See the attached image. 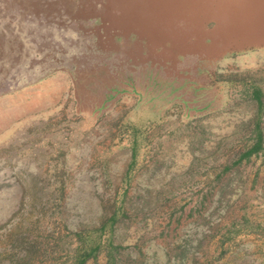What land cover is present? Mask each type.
Returning a JSON list of instances; mask_svg holds the SVG:
<instances>
[{
	"label": "rangeland",
	"instance_id": "rangeland-1",
	"mask_svg": "<svg viewBox=\"0 0 264 264\" xmlns=\"http://www.w3.org/2000/svg\"><path fill=\"white\" fill-rule=\"evenodd\" d=\"M0 264H264V0H0Z\"/></svg>",
	"mask_w": 264,
	"mask_h": 264
}]
</instances>
